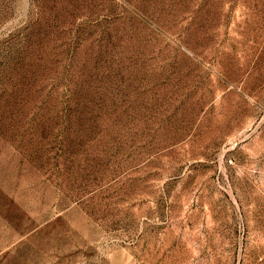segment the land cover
Returning a JSON list of instances; mask_svg holds the SVG:
<instances>
[{
    "label": "rangeland",
    "instance_id": "374dc122",
    "mask_svg": "<svg viewBox=\"0 0 264 264\" xmlns=\"http://www.w3.org/2000/svg\"><path fill=\"white\" fill-rule=\"evenodd\" d=\"M0 264H264V0H0Z\"/></svg>",
    "mask_w": 264,
    "mask_h": 264
}]
</instances>
